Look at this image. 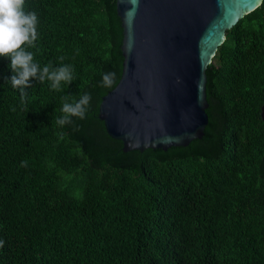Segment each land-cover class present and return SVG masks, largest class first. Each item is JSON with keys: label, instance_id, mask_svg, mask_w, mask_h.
<instances>
[{"label": "trees", "instance_id": "obj_1", "mask_svg": "<svg viewBox=\"0 0 264 264\" xmlns=\"http://www.w3.org/2000/svg\"><path fill=\"white\" fill-rule=\"evenodd\" d=\"M25 10L39 17L35 62L74 81L33 78L22 100L0 57V264H264V0L207 66L203 137L126 153L97 118L121 70L115 0ZM85 93V117L58 125L64 98Z\"/></svg>", "mask_w": 264, "mask_h": 264}, {"label": "water", "instance_id": "obj_2", "mask_svg": "<svg viewBox=\"0 0 264 264\" xmlns=\"http://www.w3.org/2000/svg\"><path fill=\"white\" fill-rule=\"evenodd\" d=\"M262 0H115L122 57L97 118L121 151H166L204 135L206 69L225 32ZM264 121V106L261 108ZM67 133V132H66Z\"/></svg>", "mask_w": 264, "mask_h": 264}, {"label": "clouds", "instance_id": "obj_3", "mask_svg": "<svg viewBox=\"0 0 264 264\" xmlns=\"http://www.w3.org/2000/svg\"><path fill=\"white\" fill-rule=\"evenodd\" d=\"M39 17L33 11L25 10V0H0V57L10 59L9 68L13 75L6 78L11 86L19 89L21 99L25 97L24 88L31 86V80L44 82L50 81L51 89L62 91L61 85H69L74 81L73 69L69 65L52 68L50 65L43 68L35 62L34 53L29 48L36 47L39 39L38 33ZM61 60L64 57H60ZM113 74L102 76L101 86L111 83ZM61 112L63 115L56 119L60 126L72 124V117L83 119L90 105L91 96L85 93L78 101L68 102L64 98ZM15 110V109H13ZM22 167L27 166V161L21 162ZM4 241L0 240V248Z\"/></svg>", "mask_w": 264, "mask_h": 264}]
</instances>
